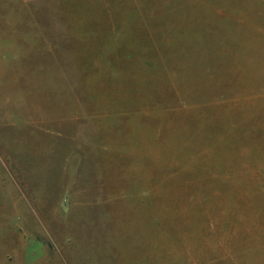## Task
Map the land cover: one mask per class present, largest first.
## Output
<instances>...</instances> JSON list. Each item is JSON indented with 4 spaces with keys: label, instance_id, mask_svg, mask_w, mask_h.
Returning a JSON list of instances; mask_svg holds the SVG:
<instances>
[{
    "label": "rangeland",
    "instance_id": "374dc122",
    "mask_svg": "<svg viewBox=\"0 0 264 264\" xmlns=\"http://www.w3.org/2000/svg\"><path fill=\"white\" fill-rule=\"evenodd\" d=\"M62 1L0 0V264H264V0Z\"/></svg>",
    "mask_w": 264,
    "mask_h": 264
},
{
    "label": "crops",
    "instance_id": "0c3cea01",
    "mask_svg": "<svg viewBox=\"0 0 264 264\" xmlns=\"http://www.w3.org/2000/svg\"><path fill=\"white\" fill-rule=\"evenodd\" d=\"M62 1V0H60ZM147 0H144V3ZM152 4L153 0H149ZM162 4V0L158 1ZM143 4V0H68L63 6V1L60 2V11H63L64 8L70 11H74L72 15L65 16L60 13V22L64 20H87L90 21L91 25H95L97 23L111 21L114 25L126 26L128 24L134 25V22L138 19L142 21V26L144 27V31L146 27H155V24H148L145 19H141L140 8ZM146 4V3H145ZM135 10V14L139 15V18H136V15L133 21L130 22V12ZM162 18V17H161ZM77 23H75L76 25ZM146 39L148 37H154L151 35H144ZM79 39L72 40L71 42L77 43ZM77 45V44H76ZM79 46L77 45L75 48H72V52H76ZM120 57L116 58V63L119 65V70H136L135 66L129 65V63L125 62V58H123L124 51L120 52ZM71 57V56H70ZM74 57V56H73ZM75 58V57H74ZM119 61V63H118ZM147 62V60H146ZM149 64V61L147 62ZM74 67L76 70H80V64L77 60H75ZM94 70V69H91ZM144 70H148L145 68ZM134 107V106H133Z\"/></svg>",
    "mask_w": 264,
    "mask_h": 264
},
{
    "label": "trees",
    "instance_id": "16d2710c",
    "mask_svg": "<svg viewBox=\"0 0 264 264\" xmlns=\"http://www.w3.org/2000/svg\"><path fill=\"white\" fill-rule=\"evenodd\" d=\"M204 153V152H203ZM193 157H196V155L194 154V152L191 153L190 157L192 158Z\"/></svg>",
    "mask_w": 264,
    "mask_h": 264
}]
</instances>
